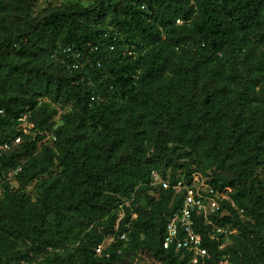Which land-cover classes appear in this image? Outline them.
<instances>
[{"label": "trees", "instance_id": "16d2710c", "mask_svg": "<svg viewBox=\"0 0 264 264\" xmlns=\"http://www.w3.org/2000/svg\"><path fill=\"white\" fill-rule=\"evenodd\" d=\"M39 1L0 0V264H264V0ZM194 172L229 198L196 262Z\"/></svg>", "mask_w": 264, "mask_h": 264}, {"label": "built area", "instance_id": "2783aa9c", "mask_svg": "<svg viewBox=\"0 0 264 264\" xmlns=\"http://www.w3.org/2000/svg\"><path fill=\"white\" fill-rule=\"evenodd\" d=\"M63 52L73 54L75 59L80 57V53H73L70 48ZM65 65L68 69L75 70L83 67V64L72 60L65 61ZM91 99L93 100V97ZM19 120L22 122L24 128L31 129L33 127L32 123L28 122L25 116L21 117ZM20 141V136L14 139L15 143H19ZM18 170L19 168L16 169L14 173L18 172ZM11 178L12 174L10 173L8 179L10 180ZM151 179L152 185H161L162 188L169 187V181L163 179L156 171L151 172ZM173 189L176 193L183 192V199L179 209L167 222L163 247L168 248L170 246H175V249L186 248L193 252L192 260L196 262L198 258H203L206 254V250L202 247L200 235L193 229V215L202 216L206 222L210 224L208 220L210 214L220 209L221 200H227L229 198L225 192L213 189L210 184H208L207 177L199 172H194L192 174L190 184H188L184 178H181L173 185ZM212 230L218 234L228 235L236 232L235 229L223 226H213ZM124 237V235H121L122 239ZM95 251L100 253L101 248L98 247Z\"/></svg>", "mask_w": 264, "mask_h": 264}, {"label": "rangeland", "instance_id": "374dc122", "mask_svg": "<svg viewBox=\"0 0 264 264\" xmlns=\"http://www.w3.org/2000/svg\"><path fill=\"white\" fill-rule=\"evenodd\" d=\"M46 1L56 2V1H61V0H40L37 8L43 7L46 4ZM56 118H58V116H56ZM261 175H264V169L261 171ZM9 182H10V186L12 188H16L17 187V182H16V180L13 177L9 180ZM32 187H33V184L29 185L28 188H27V191L28 192L31 191ZM1 190L2 189L0 188V191Z\"/></svg>", "mask_w": 264, "mask_h": 264}]
</instances>
